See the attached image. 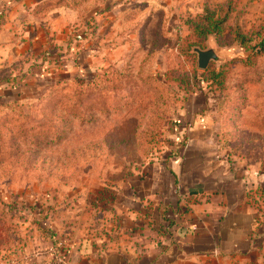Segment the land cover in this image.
Returning <instances> with one entry per match:
<instances>
[{"label":"rangeland","instance_id":"374dc122","mask_svg":"<svg viewBox=\"0 0 264 264\" xmlns=\"http://www.w3.org/2000/svg\"><path fill=\"white\" fill-rule=\"evenodd\" d=\"M37 1L0 0V264L107 245L119 197L193 131L264 166V54L247 58L264 0ZM208 12L220 39L193 26ZM212 46L223 61L200 69L194 49ZM202 89L212 107L187 122Z\"/></svg>","mask_w":264,"mask_h":264},{"label":"crops","instance_id":"0c3cea01","mask_svg":"<svg viewBox=\"0 0 264 264\" xmlns=\"http://www.w3.org/2000/svg\"><path fill=\"white\" fill-rule=\"evenodd\" d=\"M208 132L186 134L178 153L129 185L107 245L50 247L26 264H264V166L230 163Z\"/></svg>","mask_w":264,"mask_h":264},{"label":"trees","instance_id":"16d2710c","mask_svg":"<svg viewBox=\"0 0 264 264\" xmlns=\"http://www.w3.org/2000/svg\"><path fill=\"white\" fill-rule=\"evenodd\" d=\"M225 21H226L225 16L222 19L219 17L216 19L214 12H208L205 15V17H203V19H199L197 23L194 22L193 26H195L194 28L199 32V34L200 33H202L204 35L215 34L220 39V37L223 36V34H224L223 25L225 24ZM239 33L240 32L238 30L235 31V38L238 41H240L239 38L241 36V35H239ZM261 54H264V37L261 39V41H259V43L254 45L252 50L249 52V55H247V58H251L252 56L261 55ZM203 83H204V81H203ZM189 105L192 106L193 108H195L197 111H200L202 113V115L212 107V103L209 102L207 95L204 93V89L199 91L196 94V97L188 100L187 104L185 105V107H184L185 108L184 109L185 115L183 118H185V121H187V122H188V118H189L188 115L191 111V108H189Z\"/></svg>","mask_w":264,"mask_h":264},{"label":"water","instance_id":"95a60500","mask_svg":"<svg viewBox=\"0 0 264 264\" xmlns=\"http://www.w3.org/2000/svg\"><path fill=\"white\" fill-rule=\"evenodd\" d=\"M194 51L198 55V66L200 69L206 70L211 61H223V57H221L219 51L214 46L206 50L195 48Z\"/></svg>","mask_w":264,"mask_h":264}]
</instances>
